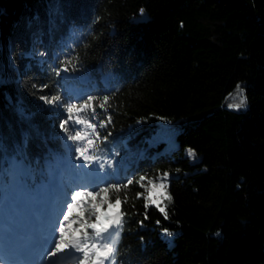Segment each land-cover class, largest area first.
Returning a JSON list of instances; mask_svg holds the SVG:
<instances>
[{
  "label": "trees",
  "instance_id": "obj_1",
  "mask_svg": "<svg viewBox=\"0 0 264 264\" xmlns=\"http://www.w3.org/2000/svg\"><path fill=\"white\" fill-rule=\"evenodd\" d=\"M3 45L0 165L66 155L40 96L98 98L76 113L95 125L84 146L105 163L102 187L133 180L111 264H264V0H0V72ZM237 84L247 106L227 108Z\"/></svg>",
  "mask_w": 264,
  "mask_h": 264
},
{
  "label": "rangeland",
  "instance_id": "obj_2",
  "mask_svg": "<svg viewBox=\"0 0 264 264\" xmlns=\"http://www.w3.org/2000/svg\"><path fill=\"white\" fill-rule=\"evenodd\" d=\"M33 56H35L36 59H40L41 56H43V53L36 51H32ZM2 60L4 62V69L2 72H0V81L5 82H11L13 81V78L11 77V74L9 72V66L14 67V62L10 59L8 53L5 50V45H3L2 50ZM61 75L67 76L69 75L64 70H61ZM62 89H67L69 93L75 97L82 95V90L75 85H70L68 83H64ZM232 94L231 96L229 94ZM243 95L245 97V94L243 92ZM41 97H49L52 96H40L39 100L44 105H47L51 109V113L55 114V123L53 125L54 133L58 139V142L60 145H62L64 148H66L68 154L60 156L56 158L51 163H46L42 167L37 168L36 170L32 169L29 165H27L22 159L19 158H11L6 163L0 165V202L3 201L4 198H6L5 192H4V186L7 185L8 180L6 179V173L11 170V179L15 181L16 185L21 187V190L24 194L28 196L36 197L37 200H41V203L47 199L48 194L45 192V189L50 188L51 181L54 178L59 179V187L61 189L62 194L64 195L65 201L58 203V219L56 220V239L59 238V223L63 221V224L65 226L66 232L65 235H70L73 230L80 227V225L87 221L89 223L93 222L95 220V217L92 215L91 208L89 205V199L87 197H82V203L78 204L76 207L73 208L72 213L69 215L68 220H64V215L68 214L67 210V204L72 203L71 196L73 192L78 190H88V191H98L100 187L103 186V183L107 180V173L105 171H100L94 163L91 165H85L83 162V159L80 158L79 153L76 151L77 147H84L83 140L81 141H72L67 139L68 133H65L63 129L59 127L60 123L67 119L69 116V113L65 109V105L68 103H75V101L72 99H65V101H58L54 104H48L44 100L41 99ZM239 102V96H237L236 93V87L226 94L224 97L222 104L228 107L229 104L232 103H238ZM76 104V103H75ZM78 105V104H77ZM247 106V101L245 99V104L239 108L243 109ZM234 109V108H230ZM76 111L74 110L71 114L73 118L76 117ZM68 127L72 131V134H75L76 131H80V134L84 136V129L82 127V124H73L69 123ZM160 136H154L153 138H159ZM161 137L163 139H167L168 136L165 133H162ZM88 155V153H86ZM20 170V173L18 176H15V171ZM13 171V173H12ZM64 171L63 177H59V172ZM13 174V176H12ZM26 175L32 176L33 181H35V186L29 190V187L24 183V178ZM10 179V180H11ZM75 183V184H74ZM33 189V190H32ZM44 190V193L42 191ZM50 191V189H49ZM23 195V194H21ZM103 199V194L101 196L96 197L95 202H99ZM42 203V204H43ZM29 204V203H28ZM26 204V206L28 205ZM115 203H107V204H101L100 207L97 209L98 212L101 214L107 212L109 215H112V212L116 209L113 207ZM7 205V204H5ZM25 206V207H26ZM31 206V204H29ZM41 209V210H40ZM42 212V207L39 208V213ZM83 214L81 215V213ZM75 214H77L75 216ZM16 215V214H15ZM18 217V214L16 215ZM20 216V215H19ZM10 221L9 219L4 218V222ZM75 222L79 223L78 225H75ZM48 227V226H46ZM5 230V229H4ZM88 233L91 236V229ZM88 244L91 245V243L96 242L93 239H89ZM103 244H108V239L104 237L102 241L97 242V246L102 248ZM109 245V244H108ZM54 246V245H53ZM52 246V247H53ZM71 257L64 260H58L60 257L59 254H57L54 257H50L49 264H79L80 259H83V253L75 251V249L71 248ZM103 250V249H102ZM94 253L90 252L89 255V264H91V260L93 259ZM43 258H47L45 255ZM61 261V262H60ZM0 264H7L4 263L0 259ZM103 264H111L109 262V257L107 259L103 260Z\"/></svg>",
  "mask_w": 264,
  "mask_h": 264
},
{
  "label": "snow or ice",
  "instance_id": "obj_3",
  "mask_svg": "<svg viewBox=\"0 0 264 264\" xmlns=\"http://www.w3.org/2000/svg\"><path fill=\"white\" fill-rule=\"evenodd\" d=\"M141 12H143V9H141ZM57 74H59V70H57ZM46 87V85L44 86ZM243 88L237 84L236 86V93L237 96H239V102L238 103H232L229 104L228 107L239 109L245 104V97L243 95ZM232 95L231 93L229 94ZM42 100H44L48 104H54L62 99L60 95H56L54 97H41ZM98 100L97 97L88 96L86 99L82 100L79 105L75 103H68L64 107L66 111L69 113V116L67 119L63 120L59 127L64 130L65 133H68L67 139L72 141H81L84 140L85 137L80 134V131H76L75 134H72V131L68 127L69 123L73 124H87L90 128L95 130V125L89 124V121L87 119L82 118L80 115H77L75 118L72 117V113L75 110L77 113L84 112L86 109H92L93 113L95 109L93 108V102ZM109 100L108 96L103 97V101L107 102ZM99 106L103 108L105 105L104 103H100ZM105 125L101 123V127H104ZM104 139H107V137H104ZM89 147H95L93 145V142L91 139H88L87 145L84 147H77L76 151L79 153L80 158L83 159V162L85 165H91L93 161H98L100 158L96 156H89L86 155ZM189 155L194 156L195 152L193 149H189ZM111 163V162H106ZM105 167V163H99L98 168L100 170H103ZM168 176V173H163L161 177H158V179L165 180ZM144 177L140 178V181H137V183H140L144 180ZM133 183V180L128 179L127 182L123 185L116 183V184H107L104 187H100L98 191H88V190H78L73 192L71 196L72 203L67 204V210L68 214L64 215V220L69 219V215L72 213L73 208L76 207L78 204L82 203L81 198L87 197L89 199V205L91 208L92 215L95 217V220L91 223L85 221L82 224V228L84 231L82 232L81 228H77L73 230V232L66 236L65 232V226L62 222L59 223V238L53 240V247L49 249L47 252V257H54L59 253L64 252L68 248H73L77 252L83 253V259H80L79 264H89V255L90 252L94 253L93 259L91 260V264H103V260L107 259L109 255L113 252V249L108 244H103L102 248L97 246V242L102 241L104 238V234L108 233L110 230H112L114 227L118 228L122 221L120 219L121 213L119 211V205L121 204V199L119 197V192L122 189H127L128 185H131ZM149 183H152V181H149ZM143 186V185H142ZM160 187L164 188L165 184L160 183L159 185H153V188ZM110 191H115L117 193L115 204L113 207L116 208V212L112 215H109V213L105 212L101 214L97 211V209L100 207L101 204H107L108 203V193ZM103 194V199L99 202H95L96 197L101 196ZM140 193H137V197H140ZM127 198L125 197V200ZM146 204L145 207L147 208L149 204H156L157 207H159L157 200L153 199L151 195H148L145 197ZM168 199H171V197H168ZM160 211L164 213L165 217L167 218V213L165 212L164 208H160ZM83 212L81 213V215ZM146 216V214H145ZM86 229H91L92 233L90 234L86 231ZM167 232V229L164 230ZM82 234V238H81ZM93 239L96 242L91 243V245L88 244V240ZM103 249V250H102Z\"/></svg>",
  "mask_w": 264,
  "mask_h": 264
},
{
  "label": "bare ground",
  "instance_id": "obj_4",
  "mask_svg": "<svg viewBox=\"0 0 264 264\" xmlns=\"http://www.w3.org/2000/svg\"><path fill=\"white\" fill-rule=\"evenodd\" d=\"M19 173H20V170H16L15 176L16 175L18 176ZM63 173L64 171L62 172L60 171L58 176L63 177ZM6 179H9L7 185H5L3 189L5 192L6 198H4V203L3 201L0 202V237L4 236V229L10 230L12 225L15 226V228L17 229V230L12 229L14 233L24 232L29 227L32 229H35L41 234L44 233L43 230L47 231L45 227L46 223L52 225V222L54 221L56 217L54 214L57 215V212H58L57 203L65 201L64 195L62 194L61 190L59 191L53 190V192H51V189H52L51 185L54 182H59L60 180L57 178H54L51 181L50 188H49L50 191L47 188L45 189V192H47L46 194H48V197L44 201V203L42 202L43 203L42 204L41 200H37L36 197L34 198L33 196H28L22 192L21 187L16 185L15 181L12 180L13 178L11 179V170L6 173ZM42 193H44V190L42 191ZM50 196H53L51 199L52 200L51 206L48 205V200H50ZM28 203L31 204V206H29ZM26 204L28 205L26 206ZM40 207H42L41 213H39ZM46 208H49V210L51 211L53 215L52 216L53 219L52 218L44 219V217H42L43 210H45ZM15 214L16 215L18 214V217ZM4 218L9 219L10 221H8V223L6 221L4 222ZM50 236H52L51 240L53 242V239L56 237V232L53 234H50ZM52 242L50 243L49 247H47L46 249L48 248L50 249L53 246ZM1 246L2 245L0 243V259L4 263H6V259L3 256ZM71 253L72 251L70 248L66 249L64 252L59 253L60 257L58 258V260H64V259L70 258ZM7 264H20V263L16 259H11V260H7ZM43 264H49V262H45Z\"/></svg>",
  "mask_w": 264,
  "mask_h": 264
},
{
  "label": "water",
  "instance_id": "obj_5",
  "mask_svg": "<svg viewBox=\"0 0 264 264\" xmlns=\"http://www.w3.org/2000/svg\"><path fill=\"white\" fill-rule=\"evenodd\" d=\"M115 212H116V210H115L113 213H115ZM113 213H112V214H113Z\"/></svg>",
  "mask_w": 264,
  "mask_h": 264
}]
</instances>
